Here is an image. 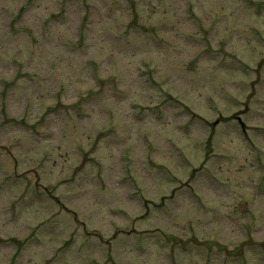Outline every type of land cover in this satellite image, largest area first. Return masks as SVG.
Segmentation results:
<instances>
[{"label":"rangeland","instance_id":"1","mask_svg":"<svg viewBox=\"0 0 264 264\" xmlns=\"http://www.w3.org/2000/svg\"><path fill=\"white\" fill-rule=\"evenodd\" d=\"M0 264H264V0H0Z\"/></svg>","mask_w":264,"mask_h":264}]
</instances>
